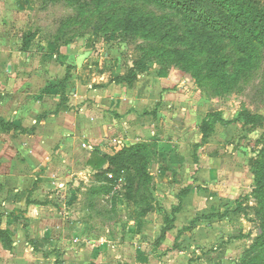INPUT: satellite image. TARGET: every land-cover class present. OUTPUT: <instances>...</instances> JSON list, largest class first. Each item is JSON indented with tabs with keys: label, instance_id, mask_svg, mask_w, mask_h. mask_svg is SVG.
<instances>
[{
	"label": "rangeland",
	"instance_id": "rangeland-1",
	"mask_svg": "<svg viewBox=\"0 0 264 264\" xmlns=\"http://www.w3.org/2000/svg\"><path fill=\"white\" fill-rule=\"evenodd\" d=\"M194 2L203 9L165 0H0V9L13 13L8 30L24 57L43 52L45 58L55 56L61 63L60 46L84 44L92 72L101 71L99 60L104 70L114 74L118 67L124 76L134 66L137 73L154 65L175 69L186 79L184 85L206 100L196 112L216 110L222 122L241 125L225 142L191 147L193 174L183 164L178 173H167L166 146L121 145L117 151L110 147L107 152L113 158L107 171L122 177V186L113 192V178L105 188V172L91 175L86 184H72L70 202L81 204L75 212L84 209L86 217H101L104 225L99 228L114 236V243L127 236L133 243V230H126L131 218L136 220L135 231H141L142 222H150V229L162 225L147 245L159 246L167 264H264V180L256 184L258 171L264 172V14L221 17L228 8L237 12L239 2ZM250 5L254 16L264 12V0L246 1L244 11ZM211 13L217 20L209 18ZM258 18L259 29L249 32ZM237 30L252 48L236 50L232 35ZM44 42L51 44V52ZM217 57L225 67L212 61ZM71 75L76 77L75 71ZM234 150L243 154L241 173L198 174L201 168L219 167L212 159L217 154L227 156ZM155 166L163 169L161 176L152 170ZM58 198L63 196L59 193ZM163 232L170 236L159 239ZM137 242L146 245L144 240Z\"/></svg>",
	"mask_w": 264,
	"mask_h": 264
},
{
	"label": "crops",
	"instance_id": "crops-1",
	"mask_svg": "<svg viewBox=\"0 0 264 264\" xmlns=\"http://www.w3.org/2000/svg\"><path fill=\"white\" fill-rule=\"evenodd\" d=\"M11 16L9 9H0V232L11 241L8 246L0 236V264H167L159 246L147 245L162 225L150 229V222H142L141 231H135L131 218L126 230H133V243L129 236L114 243V236L99 228L101 217H86L84 209L75 212L81 204L70 202L72 184L111 173L109 162L100 170L88 165L93 150L112 156L107 152L112 146L117 151L121 145L143 143L170 148L167 173L183 164L193 174L191 147L225 142L241 125L217 120L203 139L202 122L217 111L196 112L206 100L185 86L182 72L175 69L154 65L136 72L131 83L118 81L124 77L119 68L114 74L104 70L102 60L97 65L101 71H90L84 44L60 46L61 63L43 52L24 57L8 30ZM42 44L47 51L51 47ZM181 159L185 163H177ZM212 159L219 167L201 168L199 175L243 170L239 151ZM152 170L163 174L159 166Z\"/></svg>",
	"mask_w": 264,
	"mask_h": 264
},
{
	"label": "trees",
	"instance_id": "trees-1",
	"mask_svg": "<svg viewBox=\"0 0 264 264\" xmlns=\"http://www.w3.org/2000/svg\"><path fill=\"white\" fill-rule=\"evenodd\" d=\"M165 1H171V2L172 1H175L176 3L182 4V5H185V6L192 5V7L195 10H197L198 8H199V10H202L203 9L202 7H195V6H197V4H196V2H194V0H165ZM215 1H218L219 3H221V0H215ZM237 1L239 3L242 2V4H241V6L243 7L242 8V11H241L240 5L238 3V6L236 5V7L239 8V10L237 12L233 11L231 8L230 9L228 8V9L225 10L224 14H219V15L221 17H228V16L232 15L233 13L240 14V12H242L243 15H245V16L258 17L260 14H264V12H258V15H256V16L252 15V13L250 11L251 5L249 7H247V11H244L245 10V7H246L245 6L246 1H249V2H252V3L255 4L256 0H237ZM209 18H211L212 21L217 20L216 17H215V15L213 13L210 14V17ZM213 25L214 24H212V26ZM227 26H229V25H227ZM254 28L252 27L248 31L249 32H252L253 30H258L259 29V18H258V22L255 24V27ZM241 34H243L242 33V30H237L236 33H233V35H232L235 38V41H236L235 48L239 52H243V51L247 50L249 47L252 48V46L249 45L248 39L246 37H243V35H241ZM217 59L218 60H212V61H215L214 62L215 64H217L219 62H222V63H224V67L226 66L225 61L219 60L220 59L219 57H217ZM129 71H130L129 72V75L124 76V77H120V78H116V80H118V81H121L122 80V81H126L128 83H131L136 78V67L135 66L132 67L131 69H129ZM217 120H220V115L218 114V112L210 113V114H208L206 116V118H204V120L202 122V125H201V131L203 133V139H205V137L209 134V131L212 129L213 124ZM0 122H1V120H0ZM92 153H93V156L91 157V159L88 160V165L91 166L93 169H96V170L102 169V166L106 162H109L110 163V161L113 158V157H110L108 155L100 154L98 150H93ZM261 168H263V164H262V167ZM258 175H260V176L256 179L257 180L256 184L258 186H260L262 184V181L264 180V172H263V170H259L258 171ZM164 232H165V230H164ZM164 232L161 234V236L159 237V239H161L162 237H164V234H165ZM0 236L4 239V241L6 242V244L8 246L11 245V241L6 236L5 233L0 232ZM262 239L264 240V228L262 229Z\"/></svg>",
	"mask_w": 264,
	"mask_h": 264
},
{
	"label": "built area",
	"instance_id": "built-area-1",
	"mask_svg": "<svg viewBox=\"0 0 264 264\" xmlns=\"http://www.w3.org/2000/svg\"><path fill=\"white\" fill-rule=\"evenodd\" d=\"M107 178L109 179V180H111V179H115V178H117V179H115L116 180V183H115V185L113 184L112 185V191L114 192V191H116V192H118V190H119V188L122 186V177H120V178H118V177H115L112 173H109V174H107ZM113 179V180H114Z\"/></svg>",
	"mask_w": 264,
	"mask_h": 264
}]
</instances>
